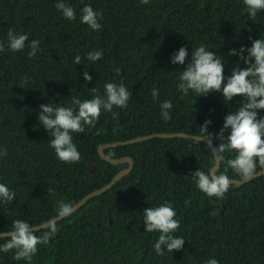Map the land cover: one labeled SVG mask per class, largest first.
I'll use <instances>...</instances> for the list:
<instances>
[{"label":"trees","instance_id":"obj_1","mask_svg":"<svg viewBox=\"0 0 264 264\" xmlns=\"http://www.w3.org/2000/svg\"><path fill=\"white\" fill-rule=\"evenodd\" d=\"M58 0H0V183L15 192L11 203L0 201V232L11 231L13 220L30 226L59 214V205H73L88 192L107 183L127 162L112 164L102 159L97 145L154 132H186L212 136L215 147L227 142L218 133L229 112L244 98L225 102L221 92L184 95L178 77L191 60V52L204 45L224 63L227 77L239 64L241 47L264 39V10L255 22L243 0H64L76 12L69 21L56 7ZM88 4L102 13V28L94 31L80 22ZM28 33L23 51L8 48L7 32ZM39 40L40 51L29 60L28 43ZM186 47L183 65L172 56ZM91 51L103 58L92 62ZM80 55L82 64H74ZM121 69L117 75L116 69ZM87 70L91 81L84 79ZM29 80L20 87L22 77ZM123 83L132 93L126 108H113L119 119L102 110L94 128L72 133L80 153L79 163L61 162L49 146L51 136L39 122L41 104L72 106V97L91 99L92 87L104 95L106 83ZM226 83V80H225ZM159 97L153 100L151 90ZM173 104L171 119L161 116L160 104ZM258 118L264 109L257 110ZM205 121L207 132L202 130ZM99 130L100 134L97 135ZM110 157L130 156L134 165L106 191L89 198L80 208L48 227L32 230L43 235L51 226L57 231L49 243L38 246L32 261L14 260L12 252H0V264H264V174L236 186L231 183L224 198L209 197L192 177L196 170L208 173L214 155L208 142L184 136L152 137L106 147ZM236 152H225L216 174L240 179L227 160ZM87 160L96 164L89 170ZM260 169L257 162V170ZM51 189L52 191H47ZM54 192V195H53ZM170 202L179 228L172 233L185 241L181 250L158 255L154 245L159 232H146L143 211ZM0 237V244L9 239Z\"/></svg>","mask_w":264,"mask_h":264},{"label":"clouds","instance_id":"obj_2","mask_svg":"<svg viewBox=\"0 0 264 264\" xmlns=\"http://www.w3.org/2000/svg\"><path fill=\"white\" fill-rule=\"evenodd\" d=\"M150 0H140L141 5H147ZM248 16L255 22L258 12L264 10V0H243ZM57 9L69 21L76 19L75 10L64 3V0H58ZM102 13L94 11L93 8L85 4L81 9L80 22L87 24L94 31L102 28L99 19ZM8 48L12 52L23 51L28 41V33H17L13 29L7 32ZM39 40H31L28 43L30 51L28 59H33L40 51ZM5 51L3 41H0V53ZM245 49L241 47L239 53L236 49H230L229 55H239L244 64L241 68L237 64L230 75L224 74V63L222 59L214 52L200 45L191 52V60L180 73L177 88L186 96L189 91L196 96H206L209 92H221L225 102H230L235 96H242L241 107L234 112H229L224 118V124L218 133V139L224 141L225 129H230L226 136L227 142L219 143L214 151L217 158L224 160L225 152L235 151L234 158L227 160V165L237 175L244 180L252 179L257 172V162L261 169H264V117L258 118V111L264 109V39H255L251 47L247 49V56L243 55ZM188 50L186 47H180L171 59L173 64L183 65ZM103 58L102 51H91L87 54L89 61L95 62ZM74 64H82L81 56L74 58ZM117 75L121 69H116ZM86 81H91L92 76L87 70L83 73ZM29 78L22 77L20 87L28 82ZM226 80V83H225ZM93 93L91 99L72 97V106H53L41 104L39 112V122L48 131L52 137L49 146L55 150L57 158L64 163H79L81 156L73 143L72 133H84L86 126L94 128L99 120L102 110L112 113L113 119H119V113L113 111V108H126L132 96V93L123 83H106L104 85V95L101 96L96 87L91 88ZM153 100L159 97V90H151ZM161 116L165 121L172 117L170 111L173 104L165 100L160 104ZM211 121H205L202 130L207 131L208 124ZM100 134L99 130L96 133ZM208 140L212 141L209 133ZM7 155V149H0V157ZM197 188L209 197L224 198L228 192L231 182L227 174L217 175L213 171L205 173L196 170L192 173ZM47 191H52L48 189ZM15 192L11 191L5 184L0 183V201L11 203L15 199ZM54 195V192H53ZM72 206L64 203L59 205V214L66 215L71 211ZM176 212L170 202H164L158 207H148L143 211V223L146 225V232H159V238L154 245L158 255H164L167 252L181 250L184 247L182 237H174V233L180 226V222L175 219ZM12 231L8 232L7 241L0 244V252L8 253L14 250V260H26L31 262L33 256L38 252V246L48 244L50 237L55 235L57 229L51 226L43 235L37 236L31 230L29 223L21 219L13 220ZM206 264H218L215 258L206 261Z\"/></svg>","mask_w":264,"mask_h":264},{"label":"water","instance_id":"obj_3","mask_svg":"<svg viewBox=\"0 0 264 264\" xmlns=\"http://www.w3.org/2000/svg\"><path fill=\"white\" fill-rule=\"evenodd\" d=\"M176 135L189 137V138H193V139H201V140H205L206 142H208V144L210 146V149H211V151H212V153L214 155V159H215L214 165L211 167L210 170L213 171V172H216V170H217V168L219 166V159L217 158V155H216V153L214 151L215 145L213 144L212 141L210 142L208 140V137L203 136V135L190 134V133H186V132H154V133H149V134L138 135V136H135V137H132V138L124 139V140H117V141H112V142H108V143H100V144L97 145V152H98L99 156L102 159H104V160H106V161H108V162H110L112 164L120 163V162H127L128 165L126 167L118 170L107 183H105L104 185H102L99 188H96V189L88 192L83 197H81L77 202H75L73 205H71L72 208H71V211H70L69 214H71L73 211H75L78 208H80L89 198H91V197H93L95 195H98V194L108 190L115 183V181L117 179H119L122 175L126 174L129 170L132 169V167L134 165V161H133L132 157H130V156L110 157L107 154H105V152L103 151L104 148L113 147V146H117V145H121V144L138 142V141L146 140V139H149V138H152V137H155V136H158V137H173V136H176ZM86 166H87V168L89 170H92V169H94L96 167V164L94 162L90 161V160H87ZM261 174H264V169L260 168V169L257 170V172L254 175V177L259 176ZM229 179H230V182L235 184L236 186H239V185L243 184L244 182L250 180V179L244 180L242 178H240V179L229 178ZM69 214H66V215H69ZM66 215L58 214V215L54 216L53 218H50V219L46 220L43 223L31 226V230H37V229L48 227L51 224H53L54 222H56L57 220H59V219L63 218L64 216H66ZM8 232H10V231H1L0 232V237L1 236H8Z\"/></svg>","mask_w":264,"mask_h":264}]
</instances>
